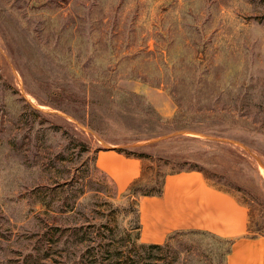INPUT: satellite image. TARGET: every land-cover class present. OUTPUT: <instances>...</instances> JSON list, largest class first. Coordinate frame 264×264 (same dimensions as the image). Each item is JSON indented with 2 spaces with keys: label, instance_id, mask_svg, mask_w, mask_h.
<instances>
[{
  "label": "rangeland",
  "instance_id": "obj_1",
  "mask_svg": "<svg viewBox=\"0 0 264 264\" xmlns=\"http://www.w3.org/2000/svg\"><path fill=\"white\" fill-rule=\"evenodd\" d=\"M108 147L149 155L144 188L199 170L264 234V0H0V264H225L207 232L141 247Z\"/></svg>",
  "mask_w": 264,
  "mask_h": 264
},
{
  "label": "crops",
  "instance_id": "obj_2",
  "mask_svg": "<svg viewBox=\"0 0 264 264\" xmlns=\"http://www.w3.org/2000/svg\"><path fill=\"white\" fill-rule=\"evenodd\" d=\"M95 166L120 193L141 176V161L115 147L98 150ZM142 243L163 244L179 230H197L225 239L237 238L225 255V264H264V235L247 237L248 210L232 194L210 185L198 170L166 174L160 195L137 199Z\"/></svg>",
  "mask_w": 264,
  "mask_h": 264
},
{
  "label": "trees",
  "instance_id": "obj_3",
  "mask_svg": "<svg viewBox=\"0 0 264 264\" xmlns=\"http://www.w3.org/2000/svg\"><path fill=\"white\" fill-rule=\"evenodd\" d=\"M115 149L117 151L123 153L124 155L128 156V157H135V158L140 159V161H141V176L139 178L135 179L130 184V186L127 189L128 193L130 194V196L133 199H135V201H137V199H138L139 196H143V195H160V194H162V192H163V180H164L166 174L164 175L163 180H162V183H161V185L158 188H150V189L149 188H144L143 185L141 184V181H142L143 176H144V173H145L144 171L146 169V167H145V165L143 163V160H144V158L149 157V155H146L144 153H132L131 151H127L124 148H115ZM190 170H197V169H190ZM210 185H212V184H210ZM212 186H214V185H212ZM215 188H217V187H215ZM217 189H219V188H217ZM219 190H221V189H219ZM137 227L139 228L140 225L137 226ZM250 231H251V228H250V226H248V233L246 234L247 237L253 238V237H256V236L264 235V234H249ZM171 238H172V234L169 235L168 239L163 244H154V243L147 244V243H142L141 244V247L145 248V250H147V251H152L154 249H162L165 246H168L169 245V241H170ZM236 239L237 238L228 239L230 241V245ZM229 251H230V247L227 249L226 254Z\"/></svg>",
  "mask_w": 264,
  "mask_h": 264
}]
</instances>
